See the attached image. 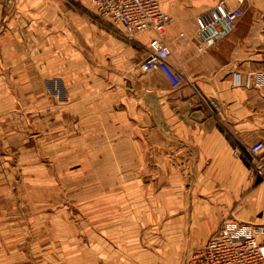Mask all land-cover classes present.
Segmentation results:
<instances>
[{"label":"crops","instance_id":"obj_1","mask_svg":"<svg viewBox=\"0 0 264 264\" xmlns=\"http://www.w3.org/2000/svg\"><path fill=\"white\" fill-rule=\"evenodd\" d=\"M213 4L161 37L184 77L173 89L141 68L153 33L128 41L87 0H0V234L21 232L16 203L71 184L93 186L77 199L94 203V232L104 220L151 235L95 241L81 264H181L224 220L264 225V180L244 156L264 142V0L198 53L193 16Z\"/></svg>","mask_w":264,"mask_h":264},{"label":"built area","instance_id":"obj_2","mask_svg":"<svg viewBox=\"0 0 264 264\" xmlns=\"http://www.w3.org/2000/svg\"><path fill=\"white\" fill-rule=\"evenodd\" d=\"M96 15L119 25L121 34L134 41L140 33H153L141 62L146 72H159L171 88L180 87L183 74L169 64L170 49L162 40L171 20L161 0H87ZM218 0L195 16L196 51L201 53L231 34L245 14L247 0ZM182 36V34H181ZM264 92V83L262 84ZM239 154L238 151L235 152ZM245 158L255 175L264 180V142L257 140L246 150ZM264 225L222 221L217 230L201 246L191 249L181 264H264Z\"/></svg>","mask_w":264,"mask_h":264},{"label":"rangeland","instance_id":"obj_3","mask_svg":"<svg viewBox=\"0 0 264 264\" xmlns=\"http://www.w3.org/2000/svg\"><path fill=\"white\" fill-rule=\"evenodd\" d=\"M217 1L161 0V3L172 23L174 18L184 22L189 14H194L205 3ZM197 2L200 4L197 5ZM47 89L48 93L57 95L60 99L65 95L56 78L49 81ZM68 189L69 191L66 186H55L53 198L47 196L44 201L16 203L22 205L23 211L29 209V216L22 214L20 224L23 228L20 233L0 234V264H81L80 261L92 257L88 248L95 241H109L123 246L124 243L130 244L137 240L143 243L151 236L143 233L144 229L137 233L138 227L134 224L119 228L116 233L104 220L102 227L94 232L95 224H99L93 213L94 203L79 202L77 199L79 190L92 193L93 186L86 184L79 187L71 184ZM14 246L18 250L14 251ZM193 248L196 247L182 250V261Z\"/></svg>","mask_w":264,"mask_h":264}]
</instances>
